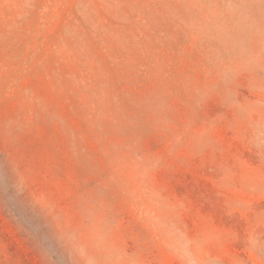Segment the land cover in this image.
I'll return each mask as SVG.
<instances>
[{
	"label": "rangeland",
	"instance_id": "1",
	"mask_svg": "<svg viewBox=\"0 0 264 264\" xmlns=\"http://www.w3.org/2000/svg\"><path fill=\"white\" fill-rule=\"evenodd\" d=\"M0 264H264V0H0Z\"/></svg>",
	"mask_w": 264,
	"mask_h": 264
}]
</instances>
